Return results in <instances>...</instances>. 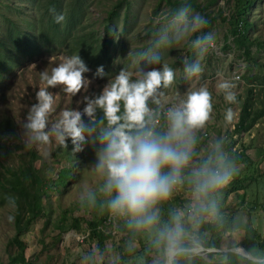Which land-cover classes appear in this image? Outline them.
Here are the masks:
<instances>
[{
    "label": "rangeland",
    "instance_id": "374dc122",
    "mask_svg": "<svg viewBox=\"0 0 264 264\" xmlns=\"http://www.w3.org/2000/svg\"><path fill=\"white\" fill-rule=\"evenodd\" d=\"M218 8L222 10L221 15L217 13ZM51 9L65 17L57 29L67 31L59 34L58 40L46 34L50 26L46 17ZM112 9L117 13L111 22L109 11ZM181 9L188 10L189 20L196 14L204 17L203 10L215 17L207 30L182 34L181 26L174 19ZM243 10L253 23L248 30L252 42L249 54L237 45L231 23L222 18ZM8 21H15L20 32L29 33L24 36L28 40H20L17 36V41ZM107 25H111L114 32L113 42L103 47ZM209 33L214 36L215 43L201 60L203 71L199 77H189L185 67L197 59L198 52L192 41ZM34 35H39L40 39L32 49L27 43L32 42L34 46L35 41L30 38ZM0 52L15 63L10 68L0 65V122L10 119L15 129V136L3 140L10 155L0 154V171L3 172L5 166H17L20 161L28 160V151H32L37 155L34 165L44 175L43 212L20 236L29 261L34 264H154L160 255L153 244L154 234L129 228L126 217L115 216L107 221L108 198L100 192L104 176L96 170L97 153L103 148L100 135L85 133L82 150L75 151L71 139L66 146L56 144L53 139L50 145L40 148L27 140L23 125L28 111L36 103V91L43 86L39 73L54 66L49 63L51 57L58 61L61 56L72 54H79L88 67L85 77L89 84L75 97L64 94L59 87L49 89L56 98L49 131L59 111L67 108L83 113L87 103L85 97L93 99L100 95L121 70L131 73V80L135 82L164 64L173 69V83L158 90L156 98L160 104L152 99L148 101L155 120L163 116L162 123L156 125L163 133L168 126L167 111L178 106L190 91L208 87L213 93V113L205 127L194 134V155L184 176L188 177L191 170L199 168L209 156L215 157L218 143L226 161L234 160L237 155L245 158L229 166V182L213 194L215 213H205L202 218L208 222V230L201 235L198 226L196 234L203 247L204 238L218 246L206 248L249 245L247 251L253 257L264 258V248L260 245L264 243V112L251 129L242 131L240 124V113L249 97V89H252L250 117L264 108V0L251 3L247 0H0ZM153 57H159V62L153 61ZM101 65L105 72L103 78L95 76ZM237 75L239 79H234ZM221 76L236 85L233 89L237 96L235 104L226 103L223 95L216 92L215 84ZM229 107L235 113L230 124L224 120ZM82 119L86 124L90 122L87 116ZM64 151L71 156L66 158ZM62 168H70L71 172L62 173L67 181L64 184L61 179V184L56 186ZM192 203V185L185 179L171 199L157 205L160 225L168 223L175 211L182 210L186 227L189 226L187 216ZM63 212L66 217L60 232ZM9 215L15 217V205L0 204V264H8L11 256L19 252L14 241V220L9 222ZM90 221L97 224L96 230L102 234L100 247L90 233ZM224 253L205 250L200 254L211 263L221 260Z\"/></svg>",
    "mask_w": 264,
    "mask_h": 264
},
{
    "label": "clouds",
    "instance_id": "9594fccd",
    "mask_svg": "<svg viewBox=\"0 0 264 264\" xmlns=\"http://www.w3.org/2000/svg\"><path fill=\"white\" fill-rule=\"evenodd\" d=\"M50 11L55 14V9ZM64 19L63 14L54 15L57 24ZM174 19L181 26L182 34L199 32L208 23L200 14L189 20L187 9H181ZM214 43L211 33L197 36L192 41L198 52L197 59L185 67L189 77L200 76L203 71L201 60ZM152 59L159 62V57ZM49 63L54 66L39 73L43 86L36 91V103L28 111L23 125L28 142L40 148L50 145L53 139L56 144L66 146L67 140L71 139L74 151L82 150L80 146L86 142L85 133L94 131L96 122L93 118L96 110L101 109V123L106 121L107 127L101 130L103 148L97 153L96 170L104 176L100 192L108 198L109 212L126 217L129 228L154 234L153 244L160 254L154 264H176L180 256L204 252L196 229L205 213H215L213 194L229 182L231 171L218 143L215 157L209 156L199 168L192 169L188 177L184 172L191 166L195 132L203 129L211 119L213 93L207 86L190 91L178 106L167 111V131L158 133V121L148 107V101L152 99L155 104H160L156 98L158 90L173 83V69L164 64L160 69L146 72L135 82L131 80V73L121 70L100 95L93 99L85 97L87 103L83 113L67 108L59 111L49 131V118L56 110V98L49 89L59 87L64 94L75 97L89 84L85 77L89 69L79 54L61 56L58 61L53 56ZM95 76H105L102 65ZM235 88L236 85L223 76L215 84L216 92L222 94L228 104L237 102ZM82 116H87L90 123L86 124ZM234 117L233 109L227 108L225 122L230 124ZM185 179L192 185L193 203L187 216L189 226L186 227L182 210L175 211L170 221L161 226L157 205L171 199ZM11 204L15 205L14 199ZM14 218L13 215L7 217L9 222ZM240 252L251 258L243 249Z\"/></svg>",
    "mask_w": 264,
    "mask_h": 264
},
{
    "label": "trees",
    "instance_id": "16d2710c",
    "mask_svg": "<svg viewBox=\"0 0 264 264\" xmlns=\"http://www.w3.org/2000/svg\"><path fill=\"white\" fill-rule=\"evenodd\" d=\"M240 1V0H239ZM247 2L251 3L252 0H247ZM219 9V8H218ZM221 9L217 12L219 15H221ZM220 12V13H219ZM117 13L116 9H112L109 11V20L112 22L115 14ZM203 16L208 21L207 25L204 27V29L209 28V24L213 20L215 16L209 13V11H202ZM43 17L46 16V12L42 15ZM234 23L231 22L232 18L235 17ZM50 26L47 28L48 32L46 33L48 36H52L55 39H59L60 35L63 34L66 31L65 30H59L58 24L54 20V15L51 12L48 17H46ZM222 18H225V20H228V22L231 23V32L235 36V40L238 46L243 47L244 52L246 54H249V44L252 43L249 40L248 36V30L253 27V23L249 20V18L246 15L245 10L241 12H231L228 14V17L222 16ZM71 24L72 20H68ZM10 32L14 33L16 36L19 37V39L28 40L26 39L28 34H24L23 32H20L15 24V21H8ZM31 28V27H29ZM36 29H31L30 31H35ZM59 30V31H58ZM105 39H103L102 46L107 47L108 45H111L113 42V30L111 25H107L105 29ZM69 33V32H68ZM69 35V34H68ZM26 36V37H24ZM31 40L35 41L34 46L33 43H27L28 45L32 46V49L37 47L36 41H38L39 35H34L33 38L30 37ZM83 38V37H82ZM96 38H101L100 36H96ZM18 41V40H17ZM65 43V42H63ZM26 44V43H25ZM0 65H2L5 68H10L14 66V59H11L10 56L5 57L4 55H1L0 52ZM251 91V92H250ZM252 93V89H249V97L245 101L242 111L240 113V124L242 131H247L253 127L255 122L258 118H260L264 112V108H262V111L256 112V115L249 114L250 111L248 109L250 108V96ZM123 114V106H121V113ZM95 120L94 127V134L101 135V130L103 128L107 127V122L103 120V111L101 109H97L95 116L93 118ZM90 123V122H89ZM14 124L10 121V119H5L0 122V154L4 152V154L10 155L9 147L6 146V143L3 142L4 139H7L9 136L14 135ZM156 131L158 133H163L162 129L156 128ZM29 152V159L20 161L17 166H5L3 172L0 171V204L3 205L4 203H11V199L15 200V218H14V227H15V239L14 241L17 242L19 252L15 256H11V258L8 261V264H34L33 262L29 261L24 254L26 245L20 240V236L23 232H27L31 227L33 222L37 217H39L43 212V206L42 203L44 202V197H42V194L44 193V190H41L42 181L44 180V175L41 173V170L39 168H36L34 165V160L36 159L37 155L32 152ZM66 158L68 156H71L68 151H64ZM245 158L244 155H237L235 156L234 160H227L228 167L233 163H237L238 159ZM1 162V161H0ZM71 172L70 168H62L59 171V175L57 177V180L55 181L56 186H59L62 183H66L67 176L63 175L62 173L69 174ZM233 179V178H232ZM66 212H63L61 218H60V232L63 230V223L65 222ZM90 227V233L93 237L97 240V246H101L102 243V234L98 230H96L97 224L93 221H90L88 223ZM208 222L205 219H201V222L199 224V231L200 234L206 232L208 230ZM249 229L253 231V228L249 226ZM203 245L205 247H211L214 246L210 240H207V238L203 239ZM262 248H264V243L260 244ZM246 245L244 246L247 249ZM218 247V246H214ZM250 247V246H249ZM249 252V251H248ZM214 253V252H213ZM212 253V254H213ZM211 254V255H212ZM176 264H264L263 262H255L252 261L245 256L236 253V252H225L223 254V258L221 260H213L211 263L208 262L207 259L203 257L202 254H189L180 256L177 258Z\"/></svg>",
    "mask_w": 264,
    "mask_h": 264
},
{
    "label": "water",
    "instance_id": "95a60500",
    "mask_svg": "<svg viewBox=\"0 0 264 264\" xmlns=\"http://www.w3.org/2000/svg\"><path fill=\"white\" fill-rule=\"evenodd\" d=\"M203 248L206 251L238 252V253L242 254L243 256H245V255L242 252H240V249H243L245 252L249 253L243 245H238V246L230 248V249H217V248H206V247H203ZM250 256H251V258H249V256H245V257L252 260V261H255V262H263L264 261V258H255L251 254H250Z\"/></svg>",
    "mask_w": 264,
    "mask_h": 264
},
{
    "label": "built area",
    "instance_id": "2783aa9c",
    "mask_svg": "<svg viewBox=\"0 0 264 264\" xmlns=\"http://www.w3.org/2000/svg\"><path fill=\"white\" fill-rule=\"evenodd\" d=\"M234 79H239V76L237 75V76H235L234 77ZM157 121H158V123L157 124H160V123H162V121H163V116L161 115L160 117H158V119H156ZM114 215H112L111 213L109 214V216L107 217V221H110V220H113L114 219ZM120 218H122V217H120Z\"/></svg>",
    "mask_w": 264,
    "mask_h": 264
}]
</instances>
